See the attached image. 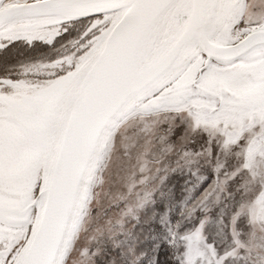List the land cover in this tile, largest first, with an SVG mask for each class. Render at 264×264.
<instances>
[{
  "label": "snow or ice",
  "instance_id": "6c2138e0",
  "mask_svg": "<svg viewBox=\"0 0 264 264\" xmlns=\"http://www.w3.org/2000/svg\"><path fill=\"white\" fill-rule=\"evenodd\" d=\"M237 2L239 12L222 15L230 0H0V49L16 40L51 44L80 25L71 51L25 69L38 76L0 77V264H24V243L8 237L25 227L27 241L35 231L31 217L55 190L60 162L83 138L100 88L129 46L128 69L148 71L124 105L194 112L195 102L215 117L236 100L224 86L264 60V30H256L264 26V0ZM223 133L236 137L228 126ZM245 134L242 167L251 169L264 155L252 151L264 141V122L248 124L234 145ZM258 197L264 202V190ZM194 256L187 252L186 264Z\"/></svg>",
  "mask_w": 264,
  "mask_h": 264
},
{
  "label": "rangeland",
  "instance_id": "374dc122",
  "mask_svg": "<svg viewBox=\"0 0 264 264\" xmlns=\"http://www.w3.org/2000/svg\"><path fill=\"white\" fill-rule=\"evenodd\" d=\"M193 107L194 112L185 105L152 115L137 112L122 124L65 264H94L102 237L122 233L164 179L186 165L210 167L215 180L178 224L182 264L187 252L196 255L195 264H264V202L258 197L264 190V155L244 169L247 135L234 145L248 124H260L262 113L254 120L227 113L209 117L195 102ZM225 126L235 130V138L224 135ZM262 149L264 141L252 151Z\"/></svg>",
  "mask_w": 264,
  "mask_h": 264
},
{
  "label": "water",
  "instance_id": "95a60500",
  "mask_svg": "<svg viewBox=\"0 0 264 264\" xmlns=\"http://www.w3.org/2000/svg\"><path fill=\"white\" fill-rule=\"evenodd\" d=\"M240 7L237 0H230L227 7L222 6L220 14L230 15L232 12H239ZM77 25L79 24L71 23L68 31L57 36L51 44L34 40L30 46L34 44L51 46ZM256 30H264V26H258ZM68 42L51 59H37L0 77L15 80L29 75L38 76V72L29 74L25 73V69L47 63L71 51ZM16 43L29 45L22 40H16L0 51ZM134 53L135 47L129 46L114 62L111 74L99 90L90 124L83 138L73 149L72 155L60 162L55 190L50 193L39 213L31 217L35 231L27 241L24 240L25 227H18L8 237L13 242L24 243V264H65L92 202L95 187L99 183V173L118 129L137 112L150 114L169 108L168 105H155L156 110H151L145 105L139 107L124 105L125 99L139 86L148 71L145 66L137 67L135 71L128 69V62ZM261 65H264V60L256 61L253 65L256 70L250 71L254 81L264 80V68ZM229 83L230 87L225 85L224 91L236 97V100L229 101L222 112L227 115L234 114L233 117L248 114L251 120H254L264 107V84H239L234 76L230 78ZM13 219L22 223L28 217Z\"/></svg>",
  "mask_w": 264,
  "mask_h": 264
},
{
  "label": "trees",
  "instance_id": "16d2710c",
  "mask_svg": "<svg viewBox=\"0 0 264 264\" xmlns=\"http://www.w3.org/2000/svg\"><path fill=\"white\" fill-rule=\"evenodd\" d=\"M65 38L59 39L54 48ZM48 50L50 47L41 44L34 48L21 45L8 48L0 53V75ZM214 180L212 169L200 165H186L168 175L152 200L127 223L122 233L102 237L96 246L100 253L94 264H182L178 224Z\"/></svg>",
  "mask_w": 264,
  "mask_h": 264
},
{
  "label": "flooded vegetation",
  "instance_id": "af4514ba",
  "mask_svg": "<svg viewBox=\"0 0 264 264\" xmlns=\"http://www.w3.org/2000/svg\"><path fill=\"white\" fill-rule=\"evenodd\" d=\"M80 31V25H77V26H75L67 35H65L64 37H66L57 47H55L54 48V46L56 45V42L58 41H56L53 45H51V46H48V45H42V46H45V47H50V49L51 50H48V51H40V52H38L36 55H35V58L32 60V61H30V62H28V63H26V64H30V63H32V62H34V61H36L37 59H51L52 57H54L58 52H59V50L61 49V47L66 43V42H68L70 39H72V38H74L77 34H78V32ZM14 45H21V46H28L29 48H34V47H36V45L37 44H34V45H32V46H30V45H26V44H24V43H16V44H13V45H11V46H9L8 48H10V47H12V46H14ZM7 48V49H8ZM7 49H5V50H7ZM4 50V51H5ZM4 51H0V53H3ZM256 63V62H255ZM254 63V64H255ZM26 64H22V65H20V66H23V65H26ZM20 66H18V67H20ZM17 67V68H18ZM17 68H15V69H17ZM15 69H12V70H9V71H7V72H5L4 74H7L8 72H12L13 70H15ZM3 75V74H2ZM1 76V75H0ZM234 78L237 80V82L239 83V84H264V80L263 81H254L253 80V78L250 76V72H247V73H243V74H237V75H235L234 76ZM262 114L260 115L261 116V120L259 121V123H261V122H264V107H263V110L262 111H260ZM220 113H224V112H220ZM234 114H232V116H233ZM245 118L246 117H249V115L248 114H245V116H244ZM258 118V117H257ZM250 120H251V117H250ZM226 121H231L230 119H226ZM255 122H256V120H255ZM242 130V129H241ZM247 129L245 128V130H243V131H246ZM237 135V134H236Z\"/></svg>",
  "mask_w": 264,
  "mask_h": 264
}]
</instances>
